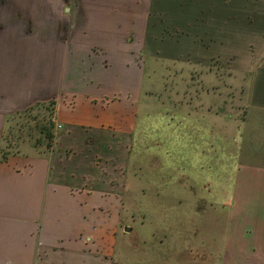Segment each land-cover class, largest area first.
Segmentation results:
<instances>
[{"label": "crops", "instance_id": "obj_1", "mask_svg": "<svg viewBox=\"0 0 264 264\" xmlns=\"http://www.w3.org/2000/svg\"><path fill=\"white\" fill-rule=\"evenodd\" d=\"M200 3L210 4L204 18H215L211 9L217 0H0V130L6 115L55 100L56 119L70 127L104 129L114 138L117 133L127 140L130 153L135 101L143 93L142 65L158 58L154 42L165 48L146 34L150 12L168 14L167 5L176 4L180 9L173 18L180 27L187 19L201 18ZM184 5L191 10L186 12ZM176 29L179 40L172 45L179 50L185 33ZM192 43V51L201 53L202 45L195 39ZM196 59L187 60L202 68ZM259 80L255 87L245 82L235 112L233 97L218 92V78L179 80L182 87L191 84L175 92V106L172 102L182 113L173 126L180 156L176 164L165 163L177 174L162 167L161 159L169 153L159 151L165 140L145 139V165L152 173L162 167V173L146 185L128 178L131 190L150 199L147 212L161 220L145 235L118 224L121 195L128 186L118 192H87L62 174L53 178L49 159L0 162V264H264V159H259L264 145L258 138L264 131L259 87L264 78ZM157 93L150 80L144 96L161 101L170 96ZM250 103L255 105L251 110ZM227 123L230 141L237 134L259 141L253 151L241 140L238 157H229L232 162L218 169L220 161L227 162L217 158L218 149L228 156ZM218 124L225 128L220 134ZM218 138L224 146L215 142ZM163 192L168 202L159 200ZM105 214L113 220L106 221ZM127 232L133 241L126 240Z\"/></svg>", "mask_w": 264, "mask_h": 264}, {"label": "rangeland", "instance_id": "obj_2", "mask_svg": "<svg viewBox=\"0 0 264 264\" xmlns=\"http://www.w3.org/2000/svg\"><path fill=\"white\" fill-rule=\"evenodd\" d=\"M220 2L221 0H217V4L212 5L211 13L215 15V18H204V16H208L210 4L200 3L198 8L202 11L201 18L184 21L188 27L184 28L183 26V29L188 30V35L180 40L179 45L177 44L178 49L184 47L183 49L175 50L177 49L176 45L171 46L167 43L162 44L164 49L161 46L159 49L158 44L154 42V56L158 58H147L142 65L141 90L143 93L140 95L141 99L138 102L135 101L138 113L132 140L133 147L130 153L127 148V140L121 139L117 133L115 134L116 138H114L101 128L98 130L87 126L70 127V125H65L63 121L56 119V109L52 113L49 108H46L47 106H43L26 113L22 111V113H10L4 117L0 130V159L3 156H6V159H49L53 178L62 174L61 178H66L67 182L70 181L75 187L83 188L87 192L95 193L99 190L118 192L122 191L123 187L128 186V189L126 187L121 195V215L118 224H129L127 228L134 226L138 234L145 235L148 228L159 225L161 220L156 218V213L151 215L147 212L150 210L148 205L150 199L131 190V183L128 178L131 177L135 180L137 185L150 184L152 176L157 177L162 173V167L166 169V172L172 171L170 169L172 167L168 168L165 163L169 164L172 161L176 164V159L179 158L180 153H177L179 141H177V132L173 130V126L179 122V114L182 113L174 107L176 103L174 93L182 91L185 86H191V84L186 83L182 87L179 80L184 77V81H189V77L192 76L218 78V92H227L230 97H233L231 105L233 104V111L235 112L236 110L239 111L238 108H240L239 97L242 88L243 94H245V82L249 81V86L255 87L258 81L261 82L259 79L264 78V0H242V2L240 0H227L226 4ZM167 6V16L170 15L172 18L177 16L180 8L177 9L176 4H168ZM187 6L184 5L183 7H186L185 11L189 12L191 9ZM194 7L196 8L195 5ZM225 13L232 15L233 19L223 20L222 16L226 15ZM173 22L176 27V23H178L176 19L169 20L166 18V22L162 25H165L166 29L169 28L168 33L176 34V29L171 26ZM158 23L161 25L160 21L156 22V25ZM194 33L197 34L194 35ZM173 37L175 36L173 35ZM193 39L196 40L197 44L202 45L201 53L198 55L192 51ZM208 46L210 47L207 48ZM199 47L201 48L200 45ZM187 59L201 61L203 67L193 65ZM149 75L152 77L149 78ZM150 80L153 82V89L158 91L157 94L160 98L170 95L167 100L161 101L154 99L153 96V98L148 95L144 96V89H146V85L149 87ZM259 87L260 93L264 94V83L260 84ZM49 101L43 103L46 105ZM172 102L174 106H172ZM252 103L249 105V110L255 107V105H251ZM261 118L264 122V115ZM50 121L53 122L52 130L54 133L51 143L46 141L40 132L41 127L51 126ZM219 129L225 130L221 124H218V134H220ZM226 131L228 138L225 143L228 156L224 154L225 150L218 149L217 158L227 159V162L225 160L220 161L217 165L218 169H225L227 164L232 162L229 157H238V149L242 144L244 147L248 144L253 145V151H257L256 142L260 138L261 145H264V131L258 133L256 140L254 138L248 139L244 135L242 140V136L237 134L234 142L229 140V123L226 124ZM231 136L234 135L231 134ZM256 136L253 134V137ZM159 138L165 140L159 151L169 153L164 154L161 159L163 166L160 169H152L154 171L152 173L145 165L146 149L144 142L145 139L158 140ZM215 142L224 146V141L220 138ZM184 155L187 157V150H185ZM255 157L252 159L255 160ZM136 159H140L136 162L138 165H135V162L131 164V161H136ZM128 161L130 166H128ZM187 162L188 159H185L186 172L190 170L187 167ZM172 174H177V171L173 170ZM165 195L166 193L160 195L163 197H158L159 200L168 202L169 198L164 197ZM89 204L95 205L91 201ZM104 217L108 221L113 216L110 217L105 214ZM90 218L96 221L97 212ZM132 221L134 223L130 224ZM125 234L127 241H133V234L129 232ZM154 264H158V262H154ZM159 264L177 263L175 261H161Z\"/></svg>", "mask_w": 264, "mask_h": 264}, {"label": "trees", "instance_id": "obj_3", "mask_svg": "<svg viewBox=\"0 0 264 264\" xmlns=\"http://www.w3.org/2000/svg\"><path fill=\"white\" fill-rule=\"evenodd\" d=\"M166 18L169 19V20H174L170 15L167 16V14L157 13L155 11L153 12V10H152V12H150L149 19H148L146 34L148 36L152 35L153 37L158 38L162 42V44L163 43L164 44L167 43V44L172 45L173 41H176V39H178V34L168 33V29L169 28L166 29V26L162 25V23L166 22ZM158 21L161 22V25H159V23H158V25H156V22H158ZM178 23H176L177 25L175 27V24L173 22V24L171 26H173L174 28L173 27H171V28H173V29H176V28L179 29L180 28L185 33V36L188 35V30L187 29L183 30V26H184V28L188 27L187 26L188 24L187 23H183L180 27H178V25H179ZM185 24H187V25H185ZM176 32H177V29H176ZM164 34H166V36ZM173 35L175 37H172ZM181 39H183V38H181ZM43 106H47L46 108H49V110L52 111V113H54L55 107H56V102H55V100H50L46 105L43 102H37V103H35L32 106H29V107H27L25 109L17 111L16 113H19L21 111L26 113V112H29V111L33 110L34 108L43 107ZM51 108H52V110H51ZM6 120H7V118H6ZM50 123H51V126H43V127H41V129H40L41 131L40 132H41L43 138L46 141H50V143H51V141L54 138V133H53V130H52L53 122L50 121ZM48 146H49V144L47 145V147ZM6 160H7L6 156H3L0 159V162H5Z\"/></svg>", "mask_w": 264, "mask_h": 264}, {"label": "water", "instance_id": "obj_4", "mask_svg": "<svg viewBox=\"0 0 264 264\" xmlns=\"http://www.w3.org/2000/svg\"><path fill=\"white\" fill-rule=\"evenodd\" d=\"M125 230H129L128 228H126Z\"/></svg>", "mask_w": 264, "mask_h": 264}]
</instances>
